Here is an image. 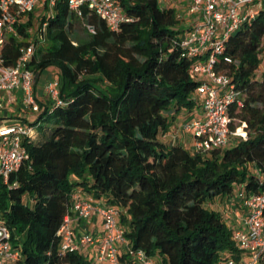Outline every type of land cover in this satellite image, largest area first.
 I'll return each instance as SVG.
<instances>
[{"label": "trees", "instance_id": "obj_1", "mask_svg": "<svg viewBox=\"0 0 264 264\" xmlns=\"http://www.w3.org/2000/svg\"><path fill=\"white\" fill-rule=\"evenodd\" d=\"M48 1L25 16L20 38L10 37L4 49L11 65L22 46L39 43L30 63L35 91L42 75L58 78L62 101L40 103L44 124L23 141L30 158L10 187L0 185V217L21 252L15 264H97L60 249L58 229L75 192L118 208L129 246L158 258L154 264L241 258L232 237L242 227L229 226L210 206L239 190L264 192V0L226 41L224 55L233 62L216 64L240 92L230 127L245 124L246 139L205 153L186 150L173 136L165 141L174 113L201 108L192 100L197 58L176 44L188 27L177 26L173 7L118 0L133 21L113 32L85 9L78 16L65 0L52 8Z\"/></svg>", "mask_w": 264, "mask_h": 264}, {"label": "built area", "instance_id": "obj_2", "mask_svg": "<svg viewBox=\"0 0 264 264\" xmlns=\"http://www.w3.org/2000/svg\"><path fill=\"white\" fill-rule=\"evenodd\" d=\"M43 0H0V185L10 187V177L17 172L30 156L23 145L24 139L34 138L36 131L31 124H22L12 112L40 114V103L55 107L62 105L59 94V80L53 78L44 86L48 102H41L34 88L35 76L30 63L39 43H29L20 48L19 57L9 65L4 49L9 38H20L18 27L25 16L33 12ZM58 0H49V7ZM68 8L82 16L83 9L101 18L110 31L117 32L123 23L133 19L122 8L118 0H65ZM177 2L176 9H186L188 15H198L200 22L190 24L180 35L176 44L189 58H197L193 64L199 81L196 94L192 97L201 107V117L191 118L181 125L186 133L193 135L192 151L205 153L221 149L229 144L231 137L246 139L244 128L231 130L234 120L229 108L238 100L240 92L231 83L228 75L216 71V64L222 59L230 64L232 59L224 55L225 43L242 24L256 16V8L262 0H166ZM171 6V5H170ZM172 7V6H171ZM177 18L183 15L177 11ZM44 24L42 30H45ZM93 33V28L88 27ZM264 49V40L261 43ZM264 51V50H262ZM264 56V53H262ZM200 99V102L198 101ZM53 109L49 110L50 113ZM178 135L173 136L177 142ZM16 184H13L15 186ZM230 199V206L238 205L242 215V229H234L233 241L243 253L239 259L228 258L219 264H264V192L253 193L239 190ZM72 206L58 229L60 249L63 253L79 252L88 254L94 248L93 258L97 264H154L143 250L132 249L126 238L125 229L120 226V210L104 200H95L75 192L71 195ZM237 212H235L236 216ZM97 218L101 222L99 233L90 232L86 223ZM74 222L76 226L74 227ZM83 223V224H82ZM85 227H84V226ZM11 231L0 217V264H15L21 258L20 250L11 240ZM123 252L125 258L120 260Z\"/></svg>", "mask_w": 264, "mask_h": 264}, {"label": "rangeland", "instance_id": "obj_3", "mask_svg": "<svg viewBox=\"0 0 264 264\" xmlns=\"http://www.w3.org/2000/svg\"><path fill=\"white\" fill-rule=\"evenodd\" d=\"M160 4L162 7L164 6H168L171 5L172 7H175L176 5H178L177 2H172L169 4V2H167L166 0H160ZM177 11H180L183 15H185V19L183 20V16L181 18H177L178 14H176V19L178 20V25L179 28H187L190 24L194 23V22H200L201 18L198 15L192 16V15H188L187 14V10L186 9H176V13ZM74 27L78 30L79 35L82 36L84 34L82 27L83 25L79 24V23H75ZM183 34V33H182ZM49 74V73H48ZM54 76V75H53ZM258 76H260L258 74ZM198 81H205V77H199L197 78ZM48 81H50V78L47 77V75H42V77L39 79L37 87H36V93L38 95V98L41 102H48V98L45 95L44 92V86L45 83H47ZM198 101L200 102V99H198ZM13 115H17V117H19V122H22V124L26 125V124H33L32 128L36 131V129L41 125L44 124L42 121H40L39 118V114H32V113H24L22 111L19 112H12ZM189 120V119H188ZM186 120V121H188ZM186 121H184L183 123H181V125H183ZM238 129L240 128H244L243 125H240L237 127ZM175 132H178V140L177 142L181 143L186 150L188 151H192V139H193V135L191 133H186L182 127H177V128H171L169 130V135H171L170 137L166 138V142H168L170 140V138L172 136H174ZM173 134V135H172ZM168 140V141H167ZM237 140L232 137L229 141V144L226 147H232L234 142H236ZM231 144V145H230ZM225 147V148H226ZM212 206H210V208L215 209L220 211L226 218V222L229 226H233L234 225H239L240 224V215L236 214L235 216V211H232L230 206V199L229 198H223V199H216L212 202ZM119 222V219H118ZM120 224V223H119ZM93 252H94V248L90 247L88 249V252L90 254V258L92 259L93 262H95L94 258H93ZM154 262H158V258H153Z\"/></svg>", "mask_w": 264, "mask_h": 264}, {"label": "crops", "instance_id": "obj_4", "mask_svg": "<svg viewBox=\"0 0 264 264\" xmlns=\"http://www.w3.org/2000/svg\"><path fill=\"white\" fill-rule=\"evenodd\" d=\"M183 10V9H182ZM201 117V108H195L191 112L186 110H181L179 113H174V118L171 121V128H177L181 126V123L190 119V118H199ZM173 135V134H172ZM174 135H178V132H175ZM169 132L167 133V138L170 137ZM232 208V211H235L237 206H229ZM238 210V209H237ZM241 219V218H240ZM83 224V223H82ZM74 227L76 226V222H74ZM84 226V225H83ZM85 227V226H84ZM87 229L92 233H99L101 231V222L97 218L90 219L86 223ZM237 227H242V220H240V224Z\"/></svg>", "mask_w": 264, "mask_h": 264}]
</instances>
